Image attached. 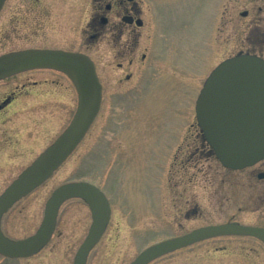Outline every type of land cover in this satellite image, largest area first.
Segmentation results:
<instances>
[{
	"label": "rangeland",
	"instance_id": "rangeland-1",
	"mask_svg": "<svg viewBox=\"0 0 264 264\" xmlns=\"http://www.w3.org/2000/svg\"><path fill=\"white\" fill-rule=\"evenodd\" d=\"M139 2L144 24L136 52H152L149 71L145 74L147 66L137 58L132 72L135 78L128 84L118 83L120 71L114 62L110 63L108 58V67L103 59L96 60L98 71L105 76V98L111 100L114 94L124 90L132 94H128L126 100L112 101L111 108L117 113L97 112L85 137L67 159L9 210L2 226L8 237L23 238L36 230L42 219L44 202L55 186L70 180H85L98 186L111 205L110 222L87 264H127L149 244L204 223L223 220L227 204L222 201L223 205L219 206L215 202L214 199L220 197L214 194L215 190L223 195L228 191L242 192L230 184L221 185L220 169L208 153V147L197 137L194 117V101L201 82L229 53L224 36L219 35L217 45L213 44L214 18H222L236 6L231 0ZM76 18L75 40L80 29V19ZM97 52V47L91 51L94 55ZM193 56L197 76L193 78L191 67L188 78L182 65L184 62L189 66L191 61L193 66ZM136 97L137 101L133 99ZM76 102L75 94L74 110ZM63 126L64 121H58L43 130L36 150ZM172 158L194 159H185L184 173L179 169L175 174L170 167ZM30 159L33 158H8L9 176L0 174V188ZM248 207L240 218L251 221L256 218L251 212L254 205L249 203ZM61 212L54 235L41 251L17 259L0 256V264H72L91 216L80 200L65 202ZM238 242L244 245L243 249H237L238 245L234 244L227 255L214 253L208 240L174 251L151 264H264L259 244L250 240Z\"/></svg>",
	"mask_w": 264,
	"mask_h": 264
},
{
	"label": "flooded vegetation",
	"instance_id": "flooded-vegetation-1",
	"mask_svg": "<svg viewBox=\"0 0 264 264\" xmlns=\"http://www.w3.org/2000/svg\"><path fill=\"white\" fill-rule=\"evenodd\" d=\"M231 2L233 6H236L233 10L227 11L222 18L219 17L220 19L217 16L214 18V46L217 45L218 36L221 35L224 36L223 42L229 47V53L220 61L242 54L254 56L264 61V0H231ZM139 3V0H4L0 8V55L24 49H50L86 55L93 62L97 79L101 85L98 113L102 110H105V113L108 111L117 113L111 108L112 101L126 100L128 94L130 96L132 93L129 92L130 90H124V92L114 94L111 100L105 98L103 96L105 76L102 77L103 73L98 71L96 60L103 59L105 66L108 67L109 64L106 62L108 58L109 62H114L116 69L120 71V74L117 75L118 83L126 82L128 84L132 78H135L132 72L133 64H136L137 58L147 66L145 74L149 71L153 57L152 52L148 51V54L147 52L140 54L136 52L140 30L144 24L141 17L142 8ZM76 17L80 19L78 22L80 29H78L79 34L75 40L73 28ZM95 47L98 51L96 55L91 53ZM193 61V66H191V61L189 66H185L184 62L182 65L185 76L187 75L188 78L191 77V67H193V78L197 76L196 59ZM107 72H111V70L107 69ZM185 76L182 75L183 78ZM112 77V75L109 76L111 80ZM75 94L71 79L64 71L56 68L29 69L0 79V174L2 177L6 176L7 178L9 176L8 158L30 157L34 159L59 135L73 116ZM133 99L137 101L139 98ZM58 121H64V126L40 150H36L44 135L42 134L43 130L53 125V122ZM197 137L204 146L208 147L199 130ZM207 151L216 161L217 169H220L218 179L222 180L221 185L224 186V183H227V185L237 187L242 192L237 194L228 191L226 195H223L215 190L214 194L220 196L214 199L215 202L219 206L223 205L222 201L227 204L226 218L201 224L182 234L198 227L219 224H238L264 229V157L251 165L234 169L223 166L209 147ZM33 159H30L27 164L13 173V176L0 188V193ZM185 159L190 161L194 158H172L170 167L173 168L175 174L179 172V169H182L184 173V169H186ZM177 166L178 169L175 170ZM73 181L85 180L66 182ZM57 186L50 190V193ZM96 187L101 190L98 186ZM24 197L15 201L1 216L0 227L5 236L7 235L2 226L6 220V215ZM69 200H80L84 203L82 199L73 197L60 205L51 238L61 219V207ZM249 203L254 205L251 212L256 218L246 221L240 218V214L247 211ZM109 206L111 210L110 203ZM110 216L99 240L90 249L86 264L90 253L102 239L110 222ZM208 240L211 241L210 246L213 252L218 254L226 253L227 255L231 252L234 244L238 245L236 246L237 249H243L244 245H239L238 241L240 240L245 242L250 240L259 244L264 253L262 240L244 234L217 235L174 251ZM233 250L236 251L235 248ZM170 253L157 257L148 264Z\"/></svg>",
	"mask_w": 264,
	"mask_h": 264
},
{
	"label": "water",
	"instance_id": "water-1",
	"mask_svg": "<svg viewBox=\"0 0 264 264\" xmlns=\"http://www.w3.org/2000/svg\"><path fill=\"white\" fill-rule=\"evenodd\" d=\"M4 0H0V8ZM56 68L71 79L77 104L65 129L0 194V218L18 199L49 178L79 143L97 114L101 85L86 55L50 49H24L0 55V79L14 73ZM196 124L214 156L225 167L242 168L264 157V61L235 55L221 61L205 78L194 105ZM77 197L88 206L91 224L72 264H85L87 254L108 222L110 208L94 185L79 181L61 184L45 202L42 220L30 236L12 240L0 229V255L15 259L37 253L50 239L57 210ZM223 234H244L264 242V229L238 224L195 228L141 250L128 264H148L166 253Z\"/></svg>",
	"mask_w": 264,
	"mask_h": 264
}]
</instances>
